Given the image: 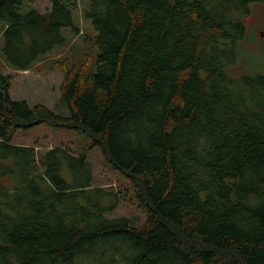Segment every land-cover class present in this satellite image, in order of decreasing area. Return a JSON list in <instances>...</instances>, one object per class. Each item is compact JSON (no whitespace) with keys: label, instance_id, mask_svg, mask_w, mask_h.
I'll return each mask as SVG.
<instances>
[{"label":"trees","instance_id":"obj_1","mask_svg":"<svg viewBox=\"0 0 264 264\" xmlns=\"http://www.w3.org/2000/svg\"><path fill=\"white\" fill-rule=\"evenodd\" d=\"M27 1L0 0L16 70L78 33L79 0ZM82 1L96 71L63 67L64 113L11 98L0 68V264H264V70L230 73L264 0ZM43 123L85 131L145 221L107 216L119 195L93 184L85 152L11 142Z\"/></svg>","mask_w":264,"mask_h":264},{"label":"rangeland","instance_id":"obj_2","mask_svg":"<svg viewBox=\"0 0 264 264\" xmlns=\"http://www.w3.org/2000/svg\"><path fill=\"white\" fill-rule=\"evenodd\" d=\"M83 1L73 10V20L78 27L74 33L70 27L63 29L66 39L52 47L28 70H16L8 65L2 55L4 22L0 20V68L11 78L9 94L15 100H25L30 105L42 104L52 111L64 113L56 107L60 97L63 67L73 66L83 72L96 71V49L92 45L94 30L83 16ZM50 7L49 0H32L21 5V12L34 8L44 12ZM246 35L239 44L235 64L230 68L232 75L264 70V2L253 3L250 12L243 18ZM14 144L33 145L38 153L61 145L69 148L74 155L85 152L91 163L93 184L119 195L117 207L107 216L131 217L134 223L141 224L146 219V210L135 198L131 179L114 168L99 146H92V138L83 130L68 125L37 124L28 129L17 130L11 140ZM9 184L8 178L1 179Z\"/></svg>","mask_w":264,"mask_h":264}]
</instances>
